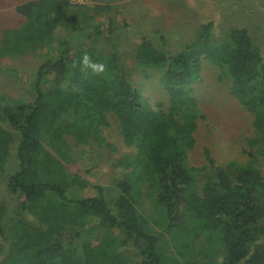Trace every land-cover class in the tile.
I'll list each match as a JSON object with an SVG mask.
<instances>
[{
	"label": "trees",
	"instance_id": "obj_1",
	"mask_svg": "<svg viewBox=\"0 0 264 264\" xmlns=\"http://www.w3.org/2000/svg\"><path fill=\"white\" fill-rule=\"evenodd\" d=\"M106 9L26 0L15 7L22 24L2 35L0 55L12 59L42 44L53 50L32 80L0 66L24 93L19 104L0 106L11 127L0 124V176L22 196L14 206L0 200V264H264V171L256 163L264 158V48L244 27L215 41L211 23L175 53L140 35L132 60L139 71L155 68L168 94L166 110L153 108L132 84L119 37L109 34L115 46L107 52L94 45V17ZM201 57L229 78L230 93L253 115L255 149L246 161L187 162L203 118L188 88ZM108 114L129 151L115 160L119 171L107 187L69 165L78 161L89 173L106 145ZM141 185L160 232L145 214Z\"/></svg>",
	"mask_w": 264,
	"mask_h": 264
},
{
	"label": "rangeland",
	"instance_id": "obj_2",
	"mask_svg": "<svg viewBox=\"0 0 264 264\" xmlns=\"http://www.w3.org/2000/svg\"><path fill=\"white\" fill-rule=\"evenodd\" d=\"M24 1L26 0H0V40L8 29L17 28L22 24L24 18L15 11V7ZM71 2L87 5L99 3L108 6V9L94 17V22L100 23L98 25L100 32L94 45L102 52H107L109 46H115L109 34L119 37L118 45L128 56L132 84L142 92L145 101L153 108L160 103L166 110L168 94L155 68L148 67L143 72L139 71L132 60V53L140 35L159 44V48L175 53L195 41L203 32V27L211 23L208 32L215 41L222 39L230 28L244 27L253 44L264 48V0H71ZM51 46L52 43L42 44L36 50L26 51L14 59L0 55V66L15 67L25 73L21 75L23 79L28 76L27 78L32 80L31 73L53 50ZM72 47L76 48L78 45ZM230 85L231 81L221 73L217 65L201 57L199 75L188 86L189 95L203 115V118H197L196 129L193 131L194 144L186 152L187 162L192 167L207 164V157L220 166L229 161L243 162L248 159V152H254L255 146L249 145V138L254 137L253 115L230 93ZM23 96V91L13 82L11 76L0 70V106L4 104L15 106L21 102ZM106 119L107 123L101 128L106 145L98 151L99 154L93 160L89 173L86 174L79 168L78 161L75 165H69V168L73 171L78 169V172L89 181L108 187L119 171V168L114 167L115 160L129 149L123 143L120 127L114 115L108 114ZM0 124L5 128H11L1 113ZM256 163L261 166V171H264V158L257 157ZM2 178L0 176V200L14 206L22 196L10 193ZM141 186H143L141 201L146 210L145 214L151 225L156 227V232H160L162 225L152 222L158 220L151 206L152 199L144 185ZM22 217L28 219L27 214ZM112 231L120 238L119 231ZM162 235L161 240H164L165 247L168 248L170 240L166 233ZM188 256L191 257L192 254Z\"/></svg>",
	"mask_w": 264,
	"mask_h": 264
}]
</instances>
